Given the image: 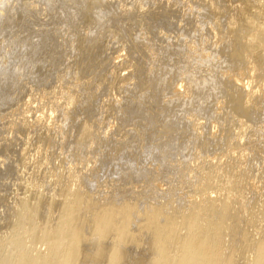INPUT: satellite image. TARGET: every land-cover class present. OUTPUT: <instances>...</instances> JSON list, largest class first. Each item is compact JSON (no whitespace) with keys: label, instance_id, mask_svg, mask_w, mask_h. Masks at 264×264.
I'll list each match as a JSON object with an SVG mask.
<instances>
[{"label":"rangeland","instance_id":"rangeland-1","mask_svg":"<svg viewBox=\"0 0 264 264\" xmlns=\"http://www.w3.org/2000/svg\"><path fill=\"white\" fill-rule=\"evenodd\" d=\"M112 1L111 4H109L106 2V0H0V161L3 159L6 160V164L1 167V170L3 169L4 171H2L3 173L0 172V177L2 175L7 176L5 172L8 173V177L11 175L10 178L7 177V181L6 176H2V178H5L4 180L2 178V180L0 179V181H3L4 183L2 184V182H0V194L2 193V195H4L0 196L2 197L0 198V205L2 203V205H5L6 208L7 206L9 207L11 203L7 200H4L8 198H14L17 189L20 192L19 193L17 191L18 194L23 193V188H18L17 185H14L15 178L18 177L15 174L17 169H14V172L12 171L14 166L17 168L18 164L24 165V162H22L23 158L28 160H31L34 157L36 158L37 151L41 153L38 155L40 157H45V155H52L53 158L57 157L61 154L60 145L62 142H64V147H62L64 148V151L67 152L66 153L63 151L66 153V155L63 153L65 155L64 163L67 167L74 166L75 161H73V158L75 157V150L73 143L70 142L71 140L74 142L75 134H78L77 132L79 131V125L83 122L82 120H88V117H90L89 115L93 114L84 110L88 107V104L84 103V99L82 97L87 92L92 94V102H94L95 105H102L105 108L106 105H109L107 108L109 112L104 109L106 111L104 115L94 113L96 117L94 115L90 120L94 121L95 119V121H99L102 117V122L100 120L101 123L106 126H114L111 134H115L114 137H116V140L111 139L114 137L108 134L107 136L109 137L106 138L109 139L108 141L106 138L104 139V145L101 142H98V145L100 148H102V150L96 144L102 153L97 148V146L94 145L91 149V153L93 155H91V153V156L89 154H83V157L81 156L79 158L80 161L87 160V155H89L90 158L94 160V163L88 162V164H90L89 168L91 167V171L93 173H90L91 176L88 177V179H91L92 177V181L94 178V180L98 182L96 183L93 181L90 183V185L88 183V188H90L92 193L95 192L96 195L99 194L98 196L100 197L106 195L105 193L109 192L110 190L111 191L109 193H113L114 191L118 192L117 190L120 188L119 186L124 184V187L126 185L128 188L122 187L118 193H114L115 195L112 193L110 194L112 197H117V194H119L121 198L123 196V194L121 196V193L123 192L121 190L125 191V189H127L126 192H128L129 190L135 189L136 187L137 189L135 190L142 191L143 188L141 189L140 187L145 185L144 182H146V180V184L148 186L154 181L153 180L150 182V179L148 180V178H146L143 179L144 182H142L140 177H137V174H140L141 172L146 174L148 171H151L150 173L153 174V168L155 170V165H157L155 164L157 163V157H154L151 153L153 151L152 145L155 140H159L158 142L164 143L168 139V132L166 133V130L158 132V128L156 129L155 127L157 125V127H161V124L165 125L167 122H173L176 124L178 132L175 133L176 135L174 136V140L177 143L175 142V147L173 145V150L175 149V155L170 159V163L174 164L175 161H183L182 163L194 166L200 162L202 163L206 161L207 159L213 158L215 152L207 150L203 153V151H200L201 149L197 148L198 146L200 147V144L197 143L198 141L193 143L191 141L193 145L198 144L195 146L196 148L190 144L189 140L191 135L189 134L192 133H190L188 130L191 129L189 125L183 126V124L185 125L184 120L186 117L194 122V125L190 124L194 130L198 129V123L203 125L201 126L203 127L202 130L198 131H201L204 135L213 134L215 132L220 133V125L212 122L213 114L215 115L223 112V106L232 101L236 105L235 111L238 113L231 114V116H229V118L223 122V126L226 124H233V131L236 134L237 131L239 133V129L242 128L243 124L249 123L250 119L244 115V113L239 111V109L242 107L241 99L240 101L236 99V97L239 96L237 94L230 96L229 93H227V85L229 83L224 79V77L227 74L233 73L237 67L247 70L254 63H261L264 68V0H257L256 2L248 0H168L167 7L163 6L162 3L163 1L167 0ZM164 7H166V9L169 7V9L166 10V14L167 18H170L167 20H161V22L157 20V22L155 20L148 21L149 19L147 18L139 17L134 22L123 21L120 19L121 10L124 8L134 10L135 12L139 13L141 11H148L149 9L153 8H156L160 11L164 10ZM171 13L173 14L171 15ZM232 15H239L238 18L235 19L234 22L232 21L231 24V29H233V33L235 32L234 34L229 33V29L227 28L230 27L229 24ZM162 21H164V23ZM248 24H250L249 28L247 27ZM214 26L218 27L215 28ZM146 32L152 33H150L151 40H149L148 43H145L144 51H142L143 61L142 59L140 60V57L142 58V54L136 49V46L139 43L144 42ZM251 37L256 43L254 46L246 47L244 42ZM229 39H233L232 42H229ZM151 51H154L155 53L153 60L148 59V57L151 56ZM201 53H204V58L207 59L204 63L199 62ZM119 55H121V57L116 59ZM138 59L143 63L139 62ZM137 63H139V65L141 64L143 68V70L139 72L142 81L145 79L143 78L145 73L147 74L150 70L154 71L155 74L153 73V75H156V78H154L153 75H151L153 77L146 78L147 80L150 79L148 81L146 80L147 87L148 84H150L149 88L154 87H152L154 84H151V82L156 79V88H154V91L158 90V92H153L154 95L152 94L151 90L153 89L151 88V90H148V92L150 91L149 93L147 91L143 94L140 93L143 92L142 88H139L140 91H136V89H138L136 86L137 82L139 81L141 83V79H138L140 76L135 78L133 77L132 71L134 70ZM44 69H47V71L45 70V73L41 75L40 70ZM119 76H124V78L120 80L118 79ZM111 78H116V82L110 81L109 79ZM151 78H153V81ZM63 79L70 84L73 83V81L87 82L86 86L79 84L80 86L78 85L75 87L83 88L84 91L79 88H72V92L75 90V94H77V96L78 93L80 94L79 99L81 100L80 104L82 105L78 106L74 110H69L72 117L77 116V114L78 116L80 115V117H82L80 118V121L82 122L78 121L80 122L79 125L78 122L75 124V118H73L66 124L64 128L58 129V133L55 135V140H53L50 144L43 141L44 138L40 137L43 135H40L37 132L31 133L24 129L17 130L11 127L12 122H16L23 116L28 119V122H33L36 118L41 117L43 118L42 122H51L52 120L49 119V109L51 107L56 109V113L53 116L55 120L54 122L57 121L56 123H60L58 120L61 119L62 112H64L65 109H68L65 105V101H58ZM179 79H184L188 83L192 84L193 97H196L197 99V97L202 94L204 96L203 100L198 103V101L194 98H192L194 100H191L190 98L191 101L188 99L190 101L188 104L191 103L194 105L193 107L191 104L188 107L187 103H181L177 101L176 106L179 103L181 104H179L176 108H174L175 105H173L175 101L168 104L165 99L169 100V97H171L170 93L172 92L171 88L173 90V87L177 86ZM102 80L110 81V83L107 82V85L102 86ZM258 80H264V71L261 73L260 79H255V83H257ZM149 81L151 82L149 83ZM125 82H128L129 84L127 83V85L131 86L123 89L121 88V83L125 85ZM158 93L161 95H158ZM148 94H150V96H148ZM133 96L135 98H130ZM158 96H162L161 99ZM148 97H153L152 99L156 102V97H158V100L160 99V102H157L159 105H157L156 102L154 103V101L152 103L151 98L148 99ZM127 98L128 100L130 98L135 101L137 99H141L140 101H136L141 102V104L142 100H144L143 102L146 103L148 100L149 103H143V108L140 111L135 109L136 111L133 112H130L127 106V110L129 111L128 113H130L128 114L129 120H126L127 118L123 120L125 117L123 116L121 110H125L127 112L125 108V105H127ZM113 99L121 100V106L123 105L124 109H121V106H118V108L117 106L109 104V101ZM214 99H218L219 103L212 107L211 102ZM124 100L126 102L123 104ZM193 101L196 103H193ZM26 102H29V105H31L32 108H35V110L30 114L24 112L22 115V110L19 112L16 108H25L24 105ZM162 102L164 103L162 104ZM165 102L168 104V106H166ZM154 104L157 105L159 108H157L158 110L155 109L156 106ZM145 105H147V109L145 108ZM149 105H153L155 107L153 108ZM170 105L174 106L173 108L176 110L172 111L173 108ZM167 107H169V110L172 108L170 110L173 112L171 113L172 116H168L170 113H167L165 109ZM190 107L192 110L189 109ZM129 108L132 109L133 107L130 106ZM148 108L152 111H159L158 113L160 117H155L158 119H155L157 123H153V120L148 119V115L145 113L146 110L150 111ZM199 108H203L204 111L200 110L199 112ZM42 112L43 116L39 117ZM83 113L84 116L86 114L85 117L82 116ZM98 116L101 117L98 119ZM158 123H160V125ZM181 125L186 129L184 130ZM181 127L185 133L180 130ZM118 129L124 130L122 133H125L127 136L126 138L128 140L125 141V145L123 144L125 148L123 145L118 146L119 144L117 142V138H119L120 135H124L120 133L121 131L118 133ZM71 131L75 133L73 134ZM179 133H181L179 137L180 139L178 138ZM69 134H71V136ZM183 134L189 140L184 139L186 138L184 136H182L184 138L181 139V135ZM187 134L190 137H188ZM262 136L264 137V135ZM262 136L260 135L256 137V140L258 142L261 141L263 138ZM71 137L72 139H70ZM201 138L202 139H199V142L203 143V138L205 140L206 137L203 136ZM178 139L180 140L181 144H179L180 142L178 143ZM263 141L264 138L262 142H257V144L260 146V149L264 144ZM65 142H68L70 145L66 144ZM113 142H115V144ZM245 142L247 143V140L243 141L244 144ZM111 143H113V145ZM182 143L184 144L182 145ZM105 144L106 146H111L114 149L111 148V150L109 148V150H107L108 148L105 146ZM65 146L68 148V150H65L67 149ZM72 147L73 150H71ZM110 150L114 152L110 153ZM116 150H120L121 154L115 155ZM128 150L131 151V153L129 151L130 155L128 156L131 158L135 156V158H133L135 159L134 161L138 159L137 163L135 162V164H139V162H141L137 166V169L134 168L135 165H133V169L131 167L130 171H128L130 174L133 173L132 171L137 172L136 175L133 176L136 180H140L142 183L140 187L139 183L136 185L138 181H136L134 178L133 180H131L132 178H125L123 180L121 179L120 181L119 178L114 175L116 171L120 170V167L123 168V170H127L128 165H124V160H126L125 158H129L126 156ZM103 151H109V157L107 154H104L105 152ZM224 151V148L219 149L217 153ZM195 153L198 154L195 155ZM103 154L106 155V157L103 156ZM111 154L112 157H110ZM244 154L246 155V153ZM92 156H96V159H94ZM113 156L116 159L113 158ZM97 158L99 162L102 160L103 165L106 163L107 166H103L102 162L99 163ZM115 161L120 164H117V166L119 165L118 167H116ZM148 162L152 164V169L149 167L151 165ZM260 162L255 164L253 161V165L255 167L251 171L252 174L250 176L251 180L258 185L262 184L264 178V165ZM251 163L252 162L248 163V165H251ZM84 164L85 163L83 161V165ZM94 164L96 166L99 165V167L95 168V166L93 168L92 166H94ZM163 164H165V162ZM8 165H13L12 167L10 166L12 170L8 168ZM83 165L80 166V168H82L80 169L81 174H85L84 176L87 178V176L90 174L85 173L86 169L84 167L85 165ZM145 166L149 167L148 170ZM108 167H110L112 171ZM7 168L10 171H6ZM98 168H100V170L102 169L101 172ZM27 169L28 167L21 169L19 176H21L23 179L22 183L25 184V186H28L30 189H34L36 187L34 182L31 183V174L34 170L30 168L26 174L22 172L24 170L26 171ZM93 169L95 172H93ZM164 169L165 167L162 169L160 174L161 176L159 175L157 176V179H154L161 183L163 182V184L165 182L166 186L163 187L166 189L171 185L170 179L166 180V177L169 178L171 176L170 178H175L177 177V174L175 176H172L171 174L175 171V169H171L173 172L169 169H166L167 172H165L166 170ZM185 169L187 168L185 167ZM104 170L107 172H104ZM145 170L147 172H145ZM177 170H179L178 174L180 175H178L175 181H179V177L183 176L182 173H184L182 169H176V173L178 172ZM163 172L166 173V175H170L166 176L163 174ZM51 173H54V171L51 170ZM120 173L123 174L124 172L120 171ZM125 174H127V172ZM253 174L259 176L255 177ZM162 175L164 176V181L162 179ZM65 177L66 181H64L68 187L72 186L73 179L67 175ZM108 180H111L110 182H112V180H116L115 184L118 182L117 184L119 185L120 183L121 185H117L115 187V184H113V191L112 189H109L105 186L104 181L106 182ZM128 180L130 181L128 182ZM8 182H10L12 185H9L10 183ZM98 183H100L99 186H97ZM131 184H133V186H131ZM174 184L176 185V183ZM6 185H9V188H7ZM1 186H3V188H1ZM12 187H15L16 189ZM4 188H6L7 191ZM98 188L101 190H98ZM106 188L107 190H105ZM12 189L14 191V195H12ZM39 189H41V191H45L42 188ZM95 190L100 192L97 194ZM102 190L103 192H101ZM8 192L11 196L8 194ZM208 192H211L212 195L215 196V194H213L214 190H209ZM181 193L179 196H181ZM128 195L130 194L128 193ZM179 196L177 195V197ZM16 203H18L20 206H24L21 205L19 201ZM5 207L0 206V210L3 208V210L5 209L6 211ZM0 217L2 216L0 215ZM31 219L33 218L29 217L28 215H22L19 211L16 217H12L8 220V224L12 225V233L10 231L8 236L5 235L6 237L0 235V240H3L1 243L5 246L4 249L0 248V257L5 258L9 255L7 257V261H9V263L11 262L10 264H13L16 258L18 259L19 253H17V250V252L13 250H11L13 251L11 252L10 249H8V246L12 240H15L19 233L23 238L22 246L24 248L22 247V249L25 251L32 248L29 252L33 251L31 252L33 255H38L39 251L45 249V246L42 245V241H30L29 235L33 232H30V234L28 232L33 230L32 226L26 224L25 228L22 230L21 225L24 222L30 221ZM0 225H2V222ZM23 231L25 234L28 233L26 234L27 237L25 234L23 235ZM26 247L31 248L26 249Z\"/></svg>","mask_w":264,"mask_h":264},{"label":"bare ground","instance_id":"bare-ground-1","mask_svg":"<svg viewBox=\"0 0 264 264\" xmlns=\"http://www.w3.org/2000/svg\"><path fill=\"white\" fill-rule=\"evenodd\" d=\"M111 1L112 0H106V2L109 4H111ZM248 1L256 2L257 0H248ZM162 3L163 6L166 7L168 6L167 5L168 0L163 1ZM166 7L163 8L164 10H160V11L157 10L156 8H153V9H149L148 11L147 10L141 11L139 13L135 12L134 10H129L124 8L121 10L120 19L123 21L134 22L139 17V18H147L149 19L148 21L157 20L161 22V20H167L170 18L169 17L170 14L168 16L169 18H167L166 10L169 9V7L167 9ZM172 14L173 13H171V15ZM238 16L239 15L231 16L230 18L231 21L229 24L230 27H227L229 29L228 31L229 33H233V29H231L232 28L231 24L232 21L234 22V20L238 18ZM162 22L164 23V21ZM249 26L250 24L247 25L248 28ZM214 27L217 28L218 26H214ZM150 33L146 32L145 33L146 37L144 39V42H141L136 46V49L141 54L142 51H144L145 43L146 42L148 43V41L151 40ZM232 40L233 39H229L228 41L232 42ZM255 43L256 42L251 37L244 42V45L246 47H251L254 46ZM151 52H152L151 56H149L148 59L153 60L155 57V53L154 51ZM120 57L121 55L117 56L116 59H119ZM200 57H201L199 58L200 63H204L207 60L204 58V53H201ZM141 59L143 60V54H142V58L140 57V60ZM140 60L138 59L139 62L143 63ZM45 70L47 71V69L40 70L41 75L45 73ZM141 70H143L142 65L141 64L139 65V63H137L134 70L132 71L133 77L135 78L137 76H140L139 72ZM263 71L264 68L261 63L260 64L254 63L247 70H243L242 68L237 67L233 71V73L227 74L224 77V79L229 83L227 85V93H229L230 96H232L233 94H237L239 96L236 97L238 101H240V99L242 101V107L239 109V111L244 113V115H246L250 119L248 124L246 123L243 124L242 128L239 129V133L238 131L236 134L234 133L233 124L230 125L226 124L225 126H223L224 124L223 122L227 120V118H229L231 114L238 113L237 111H235L236 105L232 101L228 102L223 106V112L215 115L213 114L212 122L220 125L221 127L220 133L215 132L213 134L204 135L202 134L201 131H198V130H202L203 127L201 126L203 125L198 123L197 125L198 129L194 130V128L192 127V125H194V122L188 119L187 117L185 118V120L183 118V120L185 121V122L183 121L185 123V125L183 124V126L189 125L191 130L188 131H190V133L192 134H189L191 135L190 140L184 134L181 135V137L184 136L186 138L182 137L181 139L184 138L186 140H189L190 144L198 141L197 143L200 144V147L198 146L197 148L201 149L200 151H203V153L207 150H211L215 152L213 158L211 159H207L206 161L202 163L200 162L199 164L194 166L190 164L182 163L183 161H179V162L175 161L174 164H171L170 159L175 155L174 153L175 149L173 150V145L175 147V144L177 143L174 140V136L176 135L175 133L178 132L176 128V124L173 122L170 123L167 122V124L165 125L163 124L164 126L161 124V127L159 126L160 128L157 127L158 125L156 124L157 126L155 127L156 129L158 128L157 129L158 132L162 130H166L165 131L166 133L168 132L169 134L168 139L166 138L167 141H165L164 143H160L158 142L159 140H155L152 145L153 151L151 153L154 157H157L156 158L157 163H155L157 165H155V170L152 167V164H150L149 162L148 163L151 165L149 167L153 168V174L150 173L151 171H148V173L146 174H143L142 172L140 174L139 173L137 174V177L138 178L140 177V180L142 182H144L143 179L146 178H148V180L150 179L149 180L150 182L153 180L154 181L148 186L146 184L147 182L146 180V182L144 183L147 186L144 187L145 186L144 185L143 187H140L142 183L140 182V180H136L134 178L137 172L132 171L133 172V173L131 172L132 174L128 173L131 167L133 169V165H135L134 168L137 169V166L141 163L138 161L139 164H135V162L137 163L138 159L136 158L137 160L134 161L135 159L133 158H135V156H133V158L128 156L131 153V151L128 150V153L126 152L127 153L126 156H128L129 158H125L126 160H124L125 161L124 165H128L127 170H123V168L120 167V170L116 171L114 175L117 176L120 181L121 179L123 180L125 178H130V179L132 178L131 180H133L134 178L136 181H138L137 183L135 181L136 185L139 183V187L141 189L142 188L145 189L144 190L142 189V191L141 190L138 191L135 190L137 189L135 187V189H131L128 192H126L127 189H125V191L121 190L123 191L121 193V196L123 194L121 198L119 194H117V197L114 196L116 198L112 197V195H110L112 192L109 193L111 190L110 191L108 190L109 192L105 193L106 195L100 197L98 196L99 195L98 193L100 191L98 192L97 190H95L96 193L98 194L96 195L95 192L92 193L90 188H88L89 187L88 183L90 185L91 182L95 181L94 178L92 181V177L91 179H88V177H90L91 174H93L91 171V167L89 168L90 164H88V162L94 163L93 162L94 160L90 158V156L93 155L91 153L92 147L96 144L98 145V142H101L104 145L105 142L104 139L106 137H109L107 136L108 134L112 137H114L115 135V134L113 135L111 134V131H113L112 129H114V126H106L103 123H101L102 122L101 116H100L101 122L100 120L95 121L94 119L93 121L90 119L91 117L93 118V116L95 115L94 113L96 114L99 113V115L101 114L104 115L106 112L104 109L107 110L109 105H106V108L103 107L102 105L101 106L95 105L94 102H92V94L87 92L83 97L81 96L84 99V103L88 104V107L84 110L89 111L90 113L93 114L89 115L90 117L87 116L88 120L83 119L82 120L83 122L80 121V118L82 117H80V115L78 116V114L77 116L72 117L70 115L71 112L69 109L74 110L78 106L82 105L80 104L81 100L79 99L80 94L77 92L78 93L77 96V94H75V90L74 92H72L73 90L72 88L77 87L79 84L86 86L87 82L73 81V83L70 84L63 79L62 86L60 87L58 101L59 102L65 101L66 102L65 105L67 106L68 109H65V111L62 112L61 119L58 120L60 123H56L57 121L54 122L55 120L53 116L56 113V109H54L53 107L49 109V119L52 120L51 122L48 121L42 122L43 121V118L41 117L43 116V112H42L39 116L41 118H36L33 122H28V119L25 116H23L21 117V119L17 120L16 122L11 123V127L13 129H17V130L24 129L31 133L37 132L38 134L43 135L40 136L44 138L43 141L50 144L52 143L53 140H55V135L58 133L57 132L58 129L64 128L70 120L75 118L74 120L75 124L78 121L82 122L81 124L80 122H78V125L80 124L79 125L80 127L78 129L79 131L77 132L78 134H75V140L73 139L74 142H72V140L70 142L73 143L75 150L74 151L75 155L73 154L75 156L73 158V161H75L74 166L67 167L64 163L65 160L64 156L67 153L66 151H64L63 148L64 142H62L60 145L61 154L57 157L53 158L52 155H45V157H40L38 155L41 153L37 151L36 158L34 157L31 160L25 158L22 159L24 165L18 164V166L16 165L17 168H15L14 166L13 170L10 168L11 165H8L9 166L8 168H10L13 172L14 169H17L16 171L17 173L15 172V174L18 177L15 178V182L13 181L14 185H17L18 188H23L24 190L21 189L23 193L18 194L19 191L17 189L18 192L16 191L14 195L13 193L14 191L12 189L11 192L13 193L12 195H14V198H8L4 200V201L7 200L11 203L9 207L7 206L6 208L5 205H2L1 203L0 206L5 207L6 211L5 209L3 210V208L0 210L1 211L0 215L2 216L0 217L2 219V221L0 219V221L2 222V225H0L1 226L0 235L8 236L10 234V231L12 233V225L8 224V220L12 217H16L18 212L20 211V214L28 215L29 217L33 218L30 221L24 222L21 225L22 230L25 228L26 224L32 226L33 230L31 229L32 231L28 232L29 234L30 232H33L32 234L29 235L30 241L36 242L39 240L42 241L43 242L42 245L45 246V249L39 251L38 255H33L31 253L33 251L29 252L32 249L31 247H29L31 248L29 249L27 248L28 246L26 245L27 246L26 249L29 250L25 251L24 249H22L23 238L19 233L16 236L15 240H12L8 246L9 247L8 249H10V251L17 250L18 252L17 251L16 252L19 253L18 259L16 258L15 262L12 263L13 264H264V178L261 185L255 184L250 178L252 174L251 171L255 167L253 165V161L255 164L261 161L260 163L264 165L263 163L264 144L263 146H261L262 148L260 149L259 144H257L258 141L256 140V137L260 135L261 136L264 135V80H258L257 83H255V79H260L261 73ZM153 73H154L153 70H150L147 74L145 73V75H143L144 76L143 78H145L143 79L144 81H142L141 76L138 78L141 79L140 80L141 83L139 81H138L139 83L137 82L136 86L138 87V89H136V91L137 90L140 91L139 88L140 89L142 88L143 92H140L142 94L144 92L146 93V91L148 92V90L151 89H153L151 90L152 94L153 92H158V90L154 91V88H156L155 87L156 79L153 81V78H151L154 83L149 81V83L151 82V84H154L152 85V87L154 86L153 88L150 87L151 88L150 89L149 88L150 84H148V87L146 84L147 81L150 80V79L147 80L146 78L153 76L154 78H156V75H153ZM123 78L124 76L118 77V79L120 80H122ZM109 80L112 82H116V78H111ZM110 81L102 80L101 81L102 86L107 85V82L110 83ZM125 83H124L125 85L121 83L122 84L121 88L124 89L127 88L128 86L129 87L131 86V85H127L128 82ZM192 86L193 85L188 83L186 80L179 79L177 86H174L173 90L171 88L172 91L170 93L171 97H169V100L164 98L165 101L168 102V104L175 101L174 104L172 103L173 105H175V107L170 105L172 108L173 107L176 108L182 102L188 104L191 100L194 99L197 100L198 103H200L203 100L204 96L200 94L197 97V99L196 97H193L194 95L192 93V88H193ZM79 89H82V91H84L83 88H79ZM158 95L161 94L158 93ZM148 96H150V94H148ZM158 97L161 99L162 96L161 97L158 96ZM158 97H156L157 102H160V99L158 100ZM130 98H135V97L133 96ZM130 98L129 100L127 98V105H125L126 110L128 106L130 112L136 110L140 111L143 108L142 106L143 103H146L143 102L144 100H142V104H141V102H136L137 100L140 101L141 99L140 100L137 99L135 101ZM150 98L148 97V99ZM152 98H151L152 103L153 101L155 103L156 101L153 100ZM176 101L181 103L177 104L176 106ZM125 102L126 101L124 100L123 104ZM121 103H122L121 100L118 99H113L109 101V104L117 107L118 106L120 107ZM147 103H149L148 100ZM163 103L164 102H162V104ZM193 103L196 102L193 101ZM218 103H219L218 99H214L211 102V105L213 107L216 106ZM168 104L166 103V106H168ZM190 104H188V107ZM154 105L156 106L155 109H157L158 108L157 105L159 104L157 103V105L156 104ZM130 106H132L134 110L133 108L132 109L129 108ZM146 106L147 105H145V108L147 109ZM155 106L152 105L150 107L154 108ZM191 106L193 107L194 105L191 104ZM24 107L25 108L18 107L16 109L19 112L22 110L21 112L22 115L24 114V112L30 114L35 110V108H32L31 105H29V102H26ZM120 108L124 109L123 105ZM174 108L172 111L176 110V109L174 110ZM165 109L167 113L168 112L170 113V115L168 114V116H172L171 113L173 112L170 111L171 109L169 110V107ZM189 109L192 110L191 107ZM200 110L204 111L203 108H199V112ZM129 111L127 110L126 112L125 110H121L123 116L125 117L123 120H125L126 118H127L126 120H129L128 119L129 117L128 114H130L128 113ZM150 111L146 110V112L145 111L144 112L147 113L149 120H153V123L154 122L157 123L155 119L156 120L158 119L155 117L159 116L158 113L159 111L158 112L155 110L153 111L150 110ZM82 116H84V113ZM100 117L98 116V119ZM158 124L160 125V123ZM190 124L192 125L190 126ZM182 127L181 129L180 128L179 129L185 133V131H183V128L184 130L186 128L185 127L182 128ZM119 129L117 131L118 133L119 131H121L120 133H122V131L124 132V130H119ZM71 133L74 134L75 132L71 131ZM122 134L124 135L119 136L118 134L119 136V138H117V142L119 144L118 146L123 144L125 145L126 144L125 141L128 140L126 138L127 137L126 134L125 133ZM180 134L181 133H179V136L177 135L178 138L180 137ZM69 135L71 136V134ZM189 135L187 134L188 137H190ZM203 136H205L206 138L205 140L203 138L204 142L200 143L199 139H202L201 137ZM72 137L70 139H72ZM111 139L116 140V137ZM111 139L110 141L112 142ZM179 139L177 140L178 143L180 142ZM245 140H247V143L245 142L244 144L243 141ZM262 140L259 141L258 143L262 142ZM68 142L65 143L69 144ZM115 142L113 143L115 144ZM113 143L111 144L113 145ZM179 144H181V142ZM183 144L184 143H182V145ZM198 144L196 145L192 144V145L195 147ZM106 147L108 148L107 150H109V148L114 149L111 146L110 147L106 146ZM223 148L225 149L224 152L217 153L219 149H223ZM100 149L102 150V148ZM65 150H68V148ZM71 150H73V147ZM63 151L66 153H64ZM108 152H105L104 154H107L108 156L109 154ZM112 152L114 151H111L110 153ZM244 153H246V155ZM83 154L84 155L89 154L90 156L87 155L88 157L87 160L80 161L79 158ZM104 154L103 156L106 157V155ZM120 154L121 151L116 150L115 155H120ZM197 154L195 153V155ZM96 156H92V157L96 159L95 158ZM114 156L113 158H115ZM110 157H112V154ZM83 161L85 163L84 164L85 166L83 165ZM115 162H116L115 163L116 167H118L120 164L117 163V161ZM164 162L165 164H163ZM250 162H252L251 165H248V163ZM4 164H6V160L3 159L0 161V172L4 171L3 169L1 170V167ZM117 164L119 165L117 166ZM81 165L85 167L87 171L86 172L84 170L85 173H89V174L91 173L89 176H87V178L84 176L85 174H81V170H80L82 169L80 168ZM104 165L107 166L106 163ZM95 166L96 165L94 164V166L92 167L94 168ZM25 167H28L26 171L25 170L22 171L25 174L30 168L34 170L33 173L31 174L32 176L31 183L34 182V185L36 186L34 189H30L28 186H25V184L22 183L23 179L21 178V176H19V172L21 171V169ZM97 167H99V165L96 166L95 168ZM149 167H147L146 169L148 170ZM164 167H165L164 170L175 169L174 171L175 174L171 170L173 172L171 173L172 176L173 175L175 176L177 174L178 177V175H180L178 174L179 170H177L178 172L176 173V169H182V171L184 172L182 173L183 176L179 177L180 178L179 181L178 180L175 181L177 177L175 178L173 177L174 179L170 178L171 176L170 177L168 176L169 178L166 177V180L170 179V184H171L170 187L168 186L169 185L168 184L167 185L168 187L166 189L165 187H163L166 186L165 182L164 185L163 182L161 183L156 180L157 176L161 174L162 169ZM185 167L187 169H185ZM8 168L6 169V171L7 170L10 171ZM98 169L100 170V168ZM51 170L54 171V173H51ZM120 171L124 173L121 174ZM93 172H95L94 169ZM104 172L107 171L104 170ZM126 172L127 174H125ZM145 172L147 171L145 170ZM165 172H167V170ZM5 173L7 174V176L6 175H2V176L4 177L6 176V181H7L8 178L11 177V175L10 177H8L9 176L8 173L7 172ZM124 174L125 176L123 177ZM163 174L166 175V173L164 172ZM66 175L70 176L73 179L72 186L68 187V185L65 183ZM2 176L0 177V179L2 178ZM253 176L258 177L259 175L253 174ZM163 177L164 176L162 175V179ZM2 179L4 180L5 178ZM116 180H112V182H110L111 180L110 181L108 180L109 182L104 181L105 186L113 190L112 186L113 184H115ZM129 181L130 180H128V182ZM0 182L4 184L3 181ZM11 183L9 185L13 184ZM117 183L114 185L115 187L118 185ZM174 183H176V185ZM99 184L100 183H98L97 186H99ZM101 185L103 186L102 183ZM119 185L121 184L119 183ZM8 186L7 188H9ZM131 186H133V184H131ZM38 187L44 189L45 191L43 190L41 191V189H39ZM119 187L120 188L124 187V184ZM125 187L128 188V186L126 185ZM1 188H3V186H1ZM120 188L117 190L118 192ZM4 189L6 190V188ZM99 189L100 188H98V190ZM103 190L101 192H103ZM105 190H107V188ZM209 190H214L213 194H215V196L212 195L211 192H208ZM115 192L116 191H114L112 194H114ZM179 192L180 193L182 192L183 194L181 193V196H179L180 195ZM128 193L130 195H128ZM1 195L2 193L0 194V196ZM177 195L179 197H177ZM16 200L19 201L21 205L24 206H20L18 203H16L17 202ZM24 234L25 233L23 231V235ZM1 241L3 240L2 239L0 240V248L4 249L5 246L4 244L1 243ZM7 257L5 258L0 257V264H10L11 262L9 263V261H7L8 259Z\"/></svg>","mask_w":264,"mask_h":264}]
</instances>
